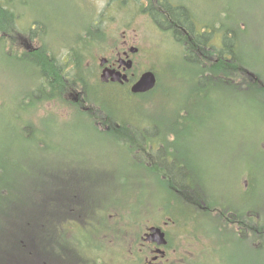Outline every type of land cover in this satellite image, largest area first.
Instances as JSON below:
<instances>
[{"label":"rangeland","instance_id":"obj_1","mask_svg":"<svg viewBox=\"0 0 264 264\" xmlns=\"http://www.w3.org/2000/svg\"><path fill=\"white\" fill-rule=\"evenodd\" d=\"M18 1L25 4L20 8L23 17L9 34L13 51L24 55L44 48L64 63L63 55L79 39L92 40L84 48L89 89L97 88L101 58L122 49L124 37L140 49L134 71L138 76L154 72L157 86L143 96L119 95L124 111L117 117L145 127L146 136V129L152 133L155 125L164 135L167 130L175 132L178 139L171 151L178 161L189 162V176L192 170L200 175L202 192L192 185L187 195L193 200L200 197L199 204H206L205 211L210 212L194 204L187 210L170 208L171 202L166 201L172 200L170 185L157 174L158 164L149 157V147L125 138L120 141L108 125L96 127L95 121L104 117L103 108L88 95V112L78 110L69 98L35 101L36 110L20 108L29 104L27 93L39 86L41 78L31 76L29 65L12 61L0 51V261L7 262L12 252H18L16 238L26 236L25 231L16 234L15 225L23 218L29 224L30 216H37L31 229L36 240L60 224L65 226L67 240L71 239L69 221L76 218L83 227H89L90 221L100 222L98 241L110 229L122 226L116 218H126L132 234L174 216L191 235L194 264H264V92L248 90L247 85L252 78L264 88V0H187L195 12L197 32L212 25L214 30L223 28V36L229 31L237 39V54L248 66L249 77L245 87L238 79L237 90L214 89L211 100L204 101L208 109L187 105L189 118L180 120L178 116L186 114L182 108L187 98L189 104L196 101L191 99L193 87L202 90L210 81L195 78V65L184 62L185 48L148 14H139L135 0L126 6L122 1L128 0ZM148 5L142 2L143 8ZM134 8L138 13L129 17ZM41 27L43 33L37 32ZM26 126L42 132L37 137L42 140L25 139L22 127ZM32 130L25 134L32 136ZM150 136L147 142L157 144ZM171 143L169 139L162 145L169 151ZM74 189L88 200L85 211L68 207L75 203ZM55 209L58 212L52 217ZM235 210L242 222L254 211L257 234H240L230 218ZM94 234L82 231L84 240H93Z\"/></svg>","mask_w":264,"mask_h":264},{"label":"flooded vegetation","instance_id":"obj_2","mask_svg":"<svg viewBox=\"0 0 264 264\" xmlns=\"http://www.w3.org/2000/svg\"><path fill=\"white\" fill-rule=\"evenodd\" d=\"M158 2L162 5L163 0H158ZM170 7L173 9L180 7L188 14V17H190L189 22L192 23V28L190 27V30L187 31V29L182 28V26L175 23L174 28L169 32L171 35H174L178 44L185 48L184 54L182 53L184 62L193 63L197 68L195 78L198 81L207 80L206 77L208 76L203 73L204 69L209 66V62H217L219 60V50L224 49L225 46V35H222L223 28L220 27L217 28L218 30H214L215 28L211 29L210 27L212 26L208 25L204 26L199 32H197L195 27V12L193 7L190 8L188 6L187 0H170ZM179 30L183 32L181 37L179 36ZM131 44V41L124 37L122 49H117L113 53L107 54L105 57L101 58V60L107 59V62L104 66H101L100 64L98 67V75L96 77L97 83L99 82L101 86H106L107 88L113 86H124L132 90L133 86L139 82L145 72L139 76L135 73L134 70L137 65L135 56L139 53L140 49L132 46ZM193 54H195V56ZM65 61L70 62L71 60L66 59ZM130 61L133 65L132 69L126 70V63H129ZM107 68L122 72L124 75H127L128 80H125L123 83L112 81L103 82L101 80V75L103 70ZM220 82L221 81L217 79L214 83L205 85L202 90L195 88L194 86L192 91L195 92L196 95L191 93L193 95L191 99H195L196 101L194 104H189L187 98L186 105L182 108L186 114H184V116H178V119L189 118L188 112L186 111L188 108L187 105L193 106L194 108L205 107L208 109L206 107L207 102L204 101H207L209 100V97H212L211 94L214 90L210 91L211 88L220 89L222 87ZM66 98H69V100L72 99L73 104H75L80 110H84L86 112L91 110L85 102L86 93L81 91L78 87L73 88ZM200 103L202 104L200 105ZM181 115L183 114L181 113ZM95 126H104V124L95 123ZM159 126L160 125H155V129H153L152 133L147 131L149 136H146L143 133V129L145 127L142 128L141 133L146 142L147 139L151 137L150 135L156 138L157 144L152 146L154 149V157L158 164L157 174H161L170 185V196L172 197V200L168 198L166 200L167 202H171L169 207H173L172 209L177 210V206H179L180 210H187L189 209L190 204H194L197 208H202L205 211L208 207L205 206L206 204H199L200 197L193 200V198H190L187 195L188 192L186 191L190 188L192 189L193 185L195 190H200V193L202 192L200 188L201 186L198 182V179L200 178L199 173L192 170L193 174L191 176L188 175L186 170L189 168V162L186 160L178 161L175 156L176 153L171 151L172 149H175L173 142L178 139L175 132L173 130H167L168 132H165L164 135L163 132H160L161 129ZM169 139H171L172 143L170 144L171 147L168 151L163 147L165 145H162V142L166 141L167 143ZM179 170H184L186 173V176H184L186 178L195 179L196 187L194 186L192 180L191 183L187 182L184 186L179 185L175 180V176L179 173ZM73 193L75 195V203L69 204L68 207H74L72 208L74 211L75 209H78V207V210L85 211V208L89 205V203H87L88 200H83L76 189H74ZM178 194L182 197H177ZM216 208L219 209V207ZM227 209L228 210H226V212L230 211L229 208ZM232 213L233 216L230 218L233 220L232 222L238 226V231L242 236H244L248 231H250L251 234H257L256 221L253 219L254 211L250 210L248 214L250 215V219L243 222L239 219L240 213L237 210ZM221 216H223V213L220 214V217ZM113 217L114 215H111V218ZM116 219L115 222H118V226L120 224L122 226L116 228V230H114V228L110 229V233L100 237V241H98L97 239L99 238L97 232L101 231V229H99L100 222L90 221L89 227H83L79 223V220L75 218L69 221V227H71L69 228V232L72 240L75 239L82 244L80 248H78V244H76L77 241H71V239L67 240V237H65L66 234H64L65 226L60 224V227H58L57 230H51V234L48 236L43 235V237L36 240L34 239L36 237L32 235L29 238L27 249L25 251L17 250L18 252H12L10 256L7 257L11 259L7 262H3L1 260L0 264H194L191 235H189L188 231L185 230V225L181 224L182 222H180L178 218L174 216L171 218L166 217V220L163 218L159 223L149 225L146 224L143 229H140L132 234L130 233L131 227L129 226L127 220H125L126 218H123V220ZM154 227L161 229V233L164 234L163 239H155L152 236L150 229ZM88 230L95 232L92 237L93 240L83 239L82 231L87 232ZM97 241L100 245L97 244Z\"/></svg>","mask_w":264,"mask_h":264},{"label":"trees","instance_id":"obj_3","mask_svg":"<svg viewBox=\"0 0 264 264\" xmlns=\"http://www.w3.org/2000/svg\"><path fill=\"white\" fill-rule=\"evenodd\" d=\"M115 1L116 0H110ZM131 0H128L126 4L122 1L123 5L126 6ZM146 1L149 5L146 8H143L142 2ZM136 4L139 5V14L145 13L148 14L152 20L160 26L162 29L169 32L174 28V24H179L182 28L190 30L192 28V23L189 22L188 14L183 11L180 7L177 9H173L170 7V0H163L162 5L158 2V0H135ZM111 3V2H110ZM24 1L18 0H0V51L6 57L12 59L17 63L29 65V69L33 71L34 78L39 76L41 79L39 86L34 89L32 92L27 93V99L30 100L29 104L21 105L20 108H28L29 110H36V102L49 101L54 99H60L61 101H67L66 97L69 95L70 91L73 88L77 87L86 93L90 98L94 99L95 102L99 103L103 109H101L100 114L102 118L99 121H95L97 123H103L105 126H110L112 130H114V135L121 141L129 140L138 143L141 146L145 144L149 147V154L151 158L154 157V149L152 144H149L145 141V138L142 136V129L138 128V124L133 126L131 121L128 120H120L117 117V114L120 112L123 113L124 109L122 106V101H119V95L122 96H130L134 98V96H143L145 94H132L128 89L122 88V86H113L112 89L107 88L106 86H101L99 82L97 84V88L89 89L88 88V80L85 75V65L84 60L86 59L84 53V48L88 46L92 40L88 42H84L79 39L73 47L70 48L68 53L63 55L62 63L59 58L50 54L46 49L42 48L41 51L29 54L28 52L24 55H17L16 51H13L11 48V43L8 42L9 34L12 33V26H15L16 21L23 17V14L20 11L21 5H24ZM142 6V7H141ZM135 9V8H134ZM136 11V12H135ZM134 13H129L128 16L132 17L134 14H137V10L135 9ZM41 26L45 27L42 23L37 22ZM212 26V25H211ZM214 29V27H210ZM34 28L31 29V35L34 36L36 32ZM42 27L37 29V32L42 31ZM180 31V30H179ZM227 31V30H226ZM52 31L51 34L52 35ZM180 37L183 34L182 31L179 32ZM3 34V36H1ZM42 35V34H41ZM235 35V34H234ZM234 37L229 36V31L225 33V46L224 49H220V57L217 62H209V66L204 69L203 73L207 75L206 79L210 81L209 85L214 83L217 79L220 80V85L222 86L220 89H226L228 91L237 90L236 82L238 79L242 80L241 86L245 87L247 84V72L248 66L242 62L241 58L237 54V44L238 41ZM236 44V45H234ZM93 45V44H92ZM15 45L13 46V48ZM11 48V49H10ZM188 50V49H187ZM195 56V54H193ZM65 59H70L69 66L65 64ZM70 67V69H68ZM254 76V75H253ZM249 77V76H248ZM250 79V83L248 82V90L258 93L259 91L264 92V88L260 86L257 82L258 80ZM96 80V78H95ZM230 84L229 88H227ZM121 88V89H119ZM232 88V89H230ZM239 88V87H238ZM92 90L95 91V94L92 93ZM122 90V91H121ZM212 88L210 91H213ZM104 94H109L110 96H103ZM122 96L123 98H125ZM129 101L128 99H126ZM209 100L211 98L209 97ZM36 101V102H35ZM31 102L33 104H31ZM80 110V109H78ZM81 111V110H80ZM107 118V119H106ZM54 121V120H53ZM24 125V124H23ZM132 125V126H131ZM32 130L29 126L22 127V136L27 139L30 137L31 139L27 140H37L38 134H43L37 130H32L34 133L25 134V131ZM150 131L146 129V132ZM127 134H133L128 136ZM44 135V134H43ZM151 138V137H150ZM42 139H38L37 141H41ZM148 140V139H147ZM145 143V144H144ZM148 143V144H147ZM179 173L175 176V180L179 185H185L187 182L194 183L196 187V180L186 178L183 174L184 170H179ZM58 212L57 209L51 212V216L53 217ZM36 215V213H35ZM29 219V224H24V218L18 223L16 234L20 231H25L26 239L16 238L15 244L17 245L18 251H25L27 249L28 241L31 236L32 222L37 218V216ZM37 226V225H35ZM26 227V229H23ZM264 226L261 225V229ZM263 230V229H262ZM14 233V232H13ZM16 234L14 236H16ZM11 236V235H9ZM23 236V237H24ZM15 238V237H14Z\"/></svg>","mask_w":264,"mask_h":264},{"label":"water","instance_id":"obj_4","mask_svg":"<svg viewBox=\"0 0 264 264\" xmlns=\"http://www.w3.org/2000/svg\"><path fill=\"white\" fill-rule=\"evenodd\" d=\"M107 62V59H102L101 60V66H104V64ZM126 70L127 69H132V62L130 61L129 63H126ZM101 80L103 82H121L123 83L125 80L127 81V75H124L122 72H118L112 69H104L101 75ZM157 79L156 76L153 72H146L143 74L141 79L139 80L138 83H136L133 88L132 92L134 94H144L152 91L156 87ZM150 232L152 236L155 239H163L164 234L161 233V229L159 228H151Z\"/></svg>","mask_w":264,"mask_h":264}]
</instances>
